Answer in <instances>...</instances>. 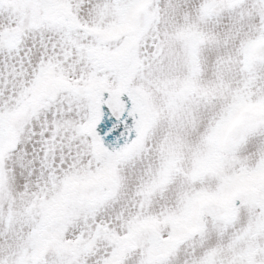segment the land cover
<instances>
[{
    "label": "snow or ice",
    "instance_id": "6c2138e0",
    "mask_svg": "<svg viewBox=\"0 0 264 264\" xmlns=\"http://www.w3.org/2000/svg\"><path fill=\"white\" fill-rule=\"evenodd\" d=\"M0 264H264V0H0Z\"/></svg>",
    "mask_w": 264,
    "mask_h": 264
}]
</instances>
